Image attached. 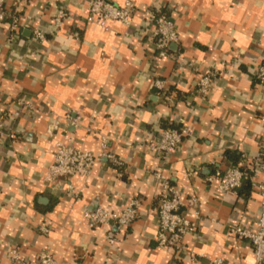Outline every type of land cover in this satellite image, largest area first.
<instances>
[{
    "label": "crops",
    "instance_id": "obj_1",
    "mask_svg": "<svg viewBox=\"0 0 264 264\" xmlns=\"http://www.w3.org/2000/svg\"><path fill=\"white\" fill-rule=\"evenodd\" d=\"M131 1L130 27L85 22L86 0H23L17 28L8 18L0 22V117L15 134L0 140V264H22L10 259L12 248L26 264L44 248L59 264H252L250 243L230 227L255 228L262 175L251 173L236 193L206 178L235 164L228 153L239 163L264 151V84L252 77L264 63V0ZM59 5L68 16L55 29ZM153 6L168 11L179 35L165 57L149 39ZM35 28L46 41L34 39ZM234 59L238 65L218 70L206 95L195 91L199 75ZM155 77L166 80L165 91L153 87ZM171 126L188 134L163 160L157 145ZM65 135L99 158L85 180L71 181L78 197L43 180ZM102 142L121 167L102 156ZM158 167L181 193L180 213H200L179 252L155 240ZM133 199L138 217L123 229L83 217L84 209H123Z\"/></svg>",
    "mask_w": 264,
    "mask_h": 264
},
{
    "label": "built area",
    "instance_id": "obj_2",
    "mask_svg": "<svg viewBox=\"0 0 264 264\" xmlns=\"http://www.w3.org/2000/svg\"><path fill=\"white\" fill-rule=\"evenodd\" d=\"M23 0H12L11 7L6 6L5 0H0V22L7 18L11 21L12 29L18 27L19 17L17 6ZM87 9L84 21L96 24L103 29H107L108 21H118L126 27L133 23V16L136 6L131 0L124 1L117 5L111 0H86ZM151 16L152 27L149 31V39L156 50L158 57H165L169 54V48L172 44L179 41L176 26L170 19L168 11L163 7H152L147 12ZM68 16V12L63 5H59L53 16V26L58 29L62 26ZM34 39L38 42H44L47 39L46 34L39 28L33 30ZM185 65V63H184ZM186 65L192 66L198 73V68L192 63ZM238 65V60L234 59L229 63L222 62L221 68L209 71L199 75L195 82V91L200 95H206L209 91L212 77L218 70H226L227 67ZM252 77L259 84H264V63L260 64L252 73ZM153 87L158 91H165L167 88L166 80L159 77L153 79ZM19 109L23 108L22 102L18 103ZM16 111L14 114H18ZM56 124V122H54ZM71 125H77V119L70 121ZM53 128H47V134L52 136ZM186 129L167 127L163 130L157 150L163 160H166L173 151L176 150L182 137L187 135ZM15 134L5 127L3 119L0 117V140L12 139ZM104 150L102 156L109 159L116 167L123 165V160L115 155L105 151V143L102 142ZM99 158L93 156L90 152L76 147L73 139L65 135L63 140L56 142L55 153L52 162L46 169L44 182L49 185L62 183L66 194L78 197L79 190L75 189L72 180L79 177L85 180L92 172L95 163ZM251 173H260L262 175L256 187L260 196V211L256 219L253 230L245 229L240 225L230 227V231L247 240L252 249V264H264V151L257 153L251 160L244 159L239 163L233 164L224 171L216 172L206 178L208 182L216 181L217 188L222 193H236L237 189L243 184L246 177ZM154 178L160 183L158 196L157 217L158 230L156 233V244L158 247H169L173 251L183 249L182 241L186 234L193 232L196 223L200 219V213L195 212L194 219H189L180 213L183 206V199L179 190L170 184L167 177L163 174L162 168L158 167L154 173ZM139 201L131 200L123 209H115L109 205H97L94 209H84L83 217L91 225H113L120 230L127 227L138 217ZM208 220L214 222L215 217L210 216ZM38 230L47 234L49 228L45 225H39ZM113 241L112 239L110 240ZM9 257L13 262L26 264L24 257L21 256L16 248H12ZM216 262H220L217 260ZM28 264H59L48 249H41L36 260Z\"/></svg>",
    "mask_w": 264,
    "mask_h": 264
},
{
    "label": "trees",
    "instance_id": "obj_3",
    "mask_svg": "<svg viewBox=\"0 0 264 264\" xmlns=\"http://www.w3.org/2000/svg\"><path fill=\"white\" fill-rule=\"evenodd\" d=\"M171 127H173V126H171ZM227 157H228L230 160H232L233 163H235V164L239 161L237 155H235V154L228 153V154H227ZM247 184H248V183H247ZM238 191H240L239 188L237 189V192H238Z\"/></svg>",
    "mask_w": 264,
    "mask_h": 264
},
{
    "label": "water",
    "instance_id": "obj_4",
    "mask_svg": "<svg viewBox=\"0 0 264 264\" xmlns=\"http://www.w3.org/2000/svg\"><path fill=\"white\" fill-rule=\"evenodd\" d=\"M173 45H174V44H172L171 46H173ZM171 46H170V47H171Z\"/></svg>",
    "mask_w": 264,
    "mask_h": 264
}]
</instances>
